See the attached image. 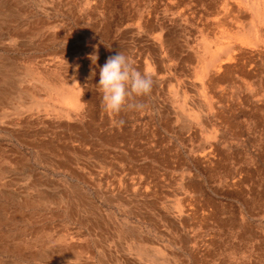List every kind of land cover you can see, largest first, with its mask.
I'll use <instances>...</instances> for the list:
<instances>
[{
	"label": "rangeland",
	"instance_id": "obj_1",
	"mask_svg": "<svg viewBox=\"0 0 264 264\" xmlns=\"http://www.w3.org/2000/svg\"><path fill=\"white\" fill-rule=\"evenodd\" d=\"M0 264H264V0H0Z\"/></svg>",
	"mask_w": 264,
	"mask_h": 264
},
{
	"label": "clouds",
	"instance_id": "obj_2",
	"mask_svg": "<svg viewBox=\"0 0 264 264\" xmlns=\"http://www.w3.org/2000/svg\"><path fill=\"white\" fill-rule=\"evenodd\" d=\"M93 64L98 57L90 56ZM95 76V70L92 73ZM154 86V78L148 72H141L134 66V61L124 52L117 50L109 56L106 63L99 69L97 90L102 95V109L109 115H118L125 109L142 110V103H133L137 97L148 96ZM122 126L125 121H116Z\"/></svg>",
	"mask_w": 264,
	"mask_h": 264
}]
</instances>
